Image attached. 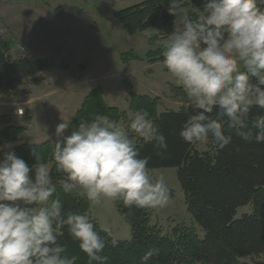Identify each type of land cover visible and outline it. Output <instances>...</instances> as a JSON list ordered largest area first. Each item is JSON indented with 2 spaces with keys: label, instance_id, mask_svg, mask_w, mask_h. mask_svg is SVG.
Segmentation results:
<instances>
[{
  "label": "clouds",
  "instance_id": "9594fccd",
  "mask_svg": "<svg viewBox=\"0 0 264 264\" xmlns=\"http://www.w3.org/2000/svg\"><path fill=\"white\" fill-rule=\"evenodd\" d=\"M184 3L169 0L168 12L179 16L180 26L160 42L163 64L191 109L179 136L222 149L232 141L227 128L246 141L264 143V114L251 115L254 106L264 109V0H202L193 16L185 14ZM68 129L63 119L55 126L52 159L62 174L56 182L34 147L35 163L29 165L6 150L13 147L10 142L0 145V264H73L59 243L65 229L89 264H106L101 255L106 240L89 215L65 212L57 184L92 204L109 199L154 209L169 203L164 177H153L149 158L141 157L130 135L167 150L166 137L147 112L132 114L127 128L97 114L66 135ZM101 231L111 235L107 227ZM111 242L115 246L118 240ZM154 254L150 249L140 259L146 264Z\"/></svg>",
  "mask_w": 264,
  "mask_h": 264
},
{
  "label": "trees",
  "instance_id": "16d2710c",
  "mask_svg": "<svg viewBox=\"0 0 264 264\" xmlns=\"http://www.w3.org/2000/svg\"><path fill=\"white\" fill-rule=\"evenodd\" d=\"M186 2L196 7L203 6L202 0ZM168 6L169 0H143L115 12L114 18L129 34L149 28L158 31L152 38L153 45L158 42L155 48L153 46L143 56L134 50L121 52L119 55L122 62H163L160 42L173 30L176 21L168 12ZM187 15L193 16L194 13L192 11ZM51 64L52 58L18 57L8 61L5 50L0 46L1 97L5 99L13 96L27 80L39 83L42 78L36 75L49 69ZM122 84L127 93L128 109L133 113L147 112L166 137V151L138 138L135 144L141 157L149 158V169L177 168L188 212L203 229L204 236L199 237L192 227L185 226H176L171 235H163L157 225L151 224L153 208H129L122 201L113 200L118 212L130 224L132 240L117 239L118 243L113 246V235L101 231L98 223L89 216L96 230L106 240V247L101 253L108 258L106 264H143L140 258L150 249H155L157 254L146 264H238V260L245 256L264 257V143H256L254 139L246 141L226 128V134L232 135L229 145L220 149L209 143L212 151L199 152L194 149V144L186 143L179 136L181 126L191 112L187 101V105L178 111L157 113L156 98L136 93L128 79H122ZM176 89L181 92L180 87ZM97 114L117 122L124 115L117 107L107 104L100 85L84 96L69 122L67 133L70 134L82 122H90ZM256 114H264V109L254 106L251 115ZM1 120L8 122L3 117ZM25 129V126L9 123L0 127V145L17 140ZM54 144L55 141L41 144L24 142L16 146L14 152L32 165L35 160L31 148L34 147L43 163H51V175L56 182L62 174L56 171L52 159ZM56 195L61 199L65 212L75 211L88 215L89 205L85 197L74 192L64 193L59 184ZM249 203L253 206L252 213L235 218L237 208ZM59 243L66 246V254L73 260V264H89V258L79 248V241L71 238L66 229L64 235L59 237Z\"/></svg>",
  "mask_w": 264,
  "mask_h": 264
},
{
  "label": "rangeland",
  "instance_id": "374dc122",
  "mask_svg": "<svg viewBox=\"0 0 264 264\" xmlns=\"http://www.w3.org/2000/svg\"><path fill=\"white\" fill-rule=\"evenodd\" d=\"M141 1L0 0L1 25L13 39L0 43L6 59L52 58L49 69L36 75L42 78L39 83L30 79L13 96L3 99L0 95V127L7 123L26 127L17 140L10 141L13 147L6 150L14 151L24 142H54L56 124L62 119L70 122L84 96L99 85L104 89L107 104L124 112L118 123L127 128L134 113L128 109L127 93L122 84L124 78L132 82L136 93L156 98L157 113L178 111L187 105L183 90L177 91L178 86L162 61L150 64L147 60L126 63L120 60L121 52L134 50L143 56L158 44H152V38L158 34L156 28L129 34L114 18L118 10ZM194 6L190 2L184 3L185 14L192 12ZM179 26L177 16L175 27ZM19 109L21 113H18ZM65 134H68L67 130ZM130 135L134 142L139 138L135 133ZM193 146L199 152L212 151L209 143ZM2 155L0 153V158ZM46 164L51 165L50 162ZM149 170L154 178L164 177L170 193L166 206L152 210L151 224L157 225L163 235H171L176 226H185L192 227L199 237H203V229L188 212L177 168ZM88 205V215L100 228L107 227L118 240H128L130 224L118 212L113 200L102 199L97 204L88 201ZM252 210L251 203L240 206L235 218L250 214ZM238 264H264V257L245 256Z\"/></svg>",
  "mask_w": 264,
  "mask_h": 264
},
{
  "label": "built area",
  "instance_id": "2783aa9c",
  "mask_svg": "<svg viewBox=\"0 0 264 264\" xmlns=\"http://www.w3.org/2000/svg\"><path fill=\"white\" fill-rule=\"evenodd\" d=\"M13 40L12 38H11V35L4 29V27L1 25V19H0V43H1V41H5L6 42V40ZM6 57V56H5ZM6 60H8V59H6ZM22 112V110L21 109H19L18 110V113H21Z\"/></svg>",
  "mask_w": 264,
  "mask_h": 264
},
{
  "label": "crops",
  "instance_id": "0c3cea01",
  "mask_svg": "<svg viewBox=\"0 0 264 264\" xmlns=\"http://www.w3.org/2000/svg\"><path fill=\"white\" fill-rule=\"evenodd\" d=\"M103 94H104V89H103ZM105 99V98H104ZM45 99H42V101H44ZM82 102V101H81Z\"/></svg>",
  "mask_w": 264,
  "mask_h": 264
}]
</instances>
